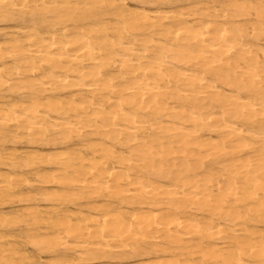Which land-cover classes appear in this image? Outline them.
<instances>
[{
    "label": "bare ground",
    "instance_id": "6f19581e",
    "mask_svg": "<svg viewBox=\"0 0 264 264\" xmlns=\"http://www.w3.org/2000/svg\"><path fill=\"white\" fill-rule=\"evenodd\" d=\"M43 256L264 264V0H0V264Z\"/></svg>",
    "mask_w": 264,
    "mask_h": 264
},
{
    "label": "rangeland",
    "instance_id": "374dc122",
    "mask_svg": "<svg viewBox=\"0 0 264 264\" xmlns=\"http://www.w3.org/2000/svg\"><path fill=\"white\" fill-rule=\"evenodd\" d=\"M4 211L6 212L7 210H4ZM28 251H29V250H28ZM29 253H30V254L33 253L32 250H30ZM31 255H34V253L31 254ZM35 257H36V255H35ZM50 259H51V257H49V256H47V257L43 256L40 262H41L42 264H45V263L49 262ZM43 260H45V261H43Z\"/></svg>",
    "mask_w": 264,
    "mask_h": 264
}]
</instances>
